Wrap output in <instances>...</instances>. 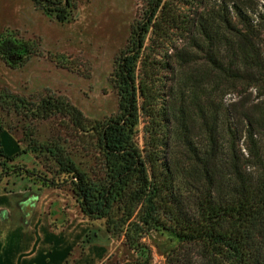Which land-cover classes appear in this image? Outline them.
Masks as SVG:
<instances>
[{
  "label": "trees",
  "instance_id": "obj_1",
  "mask_svg": "<svg viewBox=\"0 0 264 264\" xmlns=\"http://www.w3.org/2000/svg\"><path fill=\"white\" fill-rule=\"evenodd\" d=\"M31 1L62 24L76 9L75 0ZM145 2L109 76L115 115L90 123L55 95L34 107L9 97L35 119L59 115L92 138L95 171L80 169L61 140L30 138L28 149L65 177L84 217L104 220L133 251L163 231L176 240L165 264H264V0ZM34 53L16 32L0 35L7 67Z\"/></svg>",
  "mask_w": 264,
  "mask_h": 264
},
{
  "label": "rangeland",
  "instance_id": "obj_2",
  "mask_svg": "<svg viewBox=\"0 0 264 264\" xmlns=\"http://www.w3.org/2000/svg\"><path fill=\"white\" fill-rule=\"evenodd\" d=\"M75 2L72 20L62 24L31 0H0V35L16 32L35 44L34 55L18 69L0 60V150L5 154L0 157V264H165L176 246L171 235L152 231L141 241V250L129 249L123 237L106 232L104 220L84 217L65 177H55L47 157L28 149L30 138L40 144L61 140L76 165L89 172L96 158L93 139L76 132L62 116L35 119L26 105L15 108L9 99L17 96L34 107L46 95H55L90 123L117 113L109 76L146 2ZM238 100L227 97V102ZM143 127L141 119L140 146ZM53 180L60 188L41 190L42 181Z\"/></svg>",
  "mask_w": 264,
  "mask_h": 264
},
{
  "label": "crops",
  "instance_id": "obj_3",
  "mask_svg": "<svg viewBox=\"0 0 264 264\" xmlns=\"http://www.w3.org/2000/svg\"><path fill=\"white\" fill-rule=\"evenodd\" d=\"M39 187H40V186H39ZM42 189H45V190H46V188H41V190H42Z\"/></svg>",
  "mask_w": 264,
  "mask_h": 264
}]
</instances>
